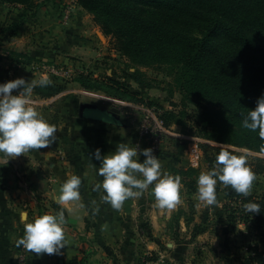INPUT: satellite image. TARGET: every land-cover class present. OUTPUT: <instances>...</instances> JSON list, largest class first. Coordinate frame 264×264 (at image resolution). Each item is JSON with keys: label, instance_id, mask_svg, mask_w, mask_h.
Masks as SVG:
<instances>
[{"label": "rangeland", "instance_id": "obj_1", "mask_svg": "<svg viewBox=\"0 0 264 264\" xmlns=\"http://www.w3.org/2000/svg\"><path fill=\"white\" fill-rule=\"evenodd\" d=\"M67 7L72 10V19H69V13L66 23L62 16ZM27 8L30 11L39 8L53 10L56 22L65 28H73L79 17L86 28V33L72 34L73 48L58 49L53 60L33 61L24 52L12 55L18 62L20 75L26 80L47 78L51 81L48 86L63 89L52 97L59 99L57 105L68 103L76 116L85 114L81 105L98 106L120 121V125L133 131L132 136L138 140L140 149L148 148V142L141 139L139 133L149 115L147 111L158 116L157 112L178 115L185 110L188 115L186 128L169 118L171 124L168 134L163 136V149L156 155L164 171L181 176L182 203L173 210L159 208L151 186L141 197L133 198L135 206L129 208L128 216L130 231H134L135 236L128 241H117L119 251L115 258L112 257L113 264H243L247 255L264 253L263 229L254 225L247 229L237 221L236 229L232 230L234 222L230 217L241 215L244 205L237 196L230 195L235 192L231 186L222 187L218 182L219 206L197 208L195 198L197 179L202 171L213 168L220 152H215L217 147L246 157L257 177L250 196L264 198V153L209 140L199 120L202 113L200 100L195 97L184 99L170 68L167 65L144 67L131 63L120 52L117 40L105 36L94 16L80 8L76 0H33ZM32 20L27 19L26 23ZM170 26L190 36H202L200 29L188 21L180 20ZM211 42L230 47L222 34L214 36ZM112 83H119L123 89H117ZM95 87H101V90ZM103 89L123 95L128 101L110 97ZM34 91L38 99H52L41 98ZM88 115L96 116L93 112ZM194 143L199 145L201 160L198 166L191 167L188 158ZM139 159L143 162L146 157L140 155ZM233 207L238 211H233Z\"/></svg>", "mask_w": 264, "mask_h": 264}, {"label": "trees", "instance_id": "obj_2", "mask_svg": "<svg viewBox=\"0 0 264 264\" xmlns=\"http://www.w3.org/2000/svg\"><path fill=\"white\" fill-rule=\"evenodd\" d=\"M0 1L25 9L33 3V0ZM76 3L94 16L105 36L117 40L120 52L131 63L170 68L184 99L200 100L199 120L209 140L264 153L259 129L243 127L244 116L264 96V0H76ZM180 20L194 23L202 36H190L170 26ZM219 34L228 40L230 47L211 42ZM112 84L123 89L119 83ZM34 90L41 98H52L63 89L47 85ZM103 90L110 97L128 101L123 95ZM159 116L167 128L170 117L176 125L187 126L185 110L178 115L163 111ZM214 150L217 153L222 148ZM230 195L237 196L243 205L248 201L262 205L260 214L252 215L242 208L241 215L231 216L232 230L236 229L237 221L247 229L254 225L264 230V198L236 192ZM234 210L237 208L233 207ZM243 264H264V253L247 255Z\"/></svg>", "mask_w": 264, "mask_h": 264}, {"label": "crops", "instance_id": "obj_3", "mask_svg": "<svg viewBox=\"0 0 264 264\" xmlns=\"http://www.w3.org/2000/svg\"><path fill=\"white\" fill-rule=\"evenodd\" d=\"M27 19L33 22L28 24ZM72 27L59 25L53 10L30 11L0 1V83L22 77L18 62L12 58L15 52H24L33 61H50L58 49L73 48L72 34L86 33V28L79 17ZM18 92L13 90L14 95ZM31 100L46 120L57 125V139L48 147L31 150L8 163L0 159V264H13L16 259L15 240L24 229L21 213L27 212L28 221L30 212L55 215L61 208L69 245L59 255L31 252L29 264H113L119 251L117 241L135 236L130 231L128 211L136 201L126 200L121 210L100 201V193L93 187L103 176L98 171L100 161L93 153L100 148L102 154H110L118 143L134 147L138 140L131 129L112 121L111 115L96 105L110 120L76 116L65 99L57 105L59 99L41 100L32 93ZM61 153L64 161L59 159ZM71 174L82 178L81 200L58 204L61 185ZM93 201L100 206L95 215ZM81 203L84 207H79ZM104 224L108 227L102 230Z\"/></svg>", "mask_w": 264, "mask_h": 264}, {"label": "clouds", "instance_id": "obj_4", "mask_svg": "<svg viewBox=\"0 0 264 264\" xmlns=\"http://www.w3.org/2000/svg\"><path fill=\"white\" fill-rule=\"evenodd\" d=\"M50 83L47 78L37 81L23 77L0 83V159L8 163L10 159L48 147L56 141L57 125L50 123L31 106L34 88ZM13 90H19L18 94L14 95ZM243 127L252 131L259 129V136L264 139V96L258 99L256 108L244 116ZM140 155L146 157L143 162ZM93 156L100 161L98 171L103 176L102 181L95 183L93 191L99 192L100 201L110 204L113 209L121 210L126 200L141 197L150 186L159 208L173 210L182 203L181 176L164 171L162 162L151 147L140 149L139 145L133 147L121 142L114 152L104 155L97 148ZM256 178L244 155L222 149L216 155L213 168L202 171L197 179L196 207L219 206L218 182L222 187L231 186L236 193L249 196ZM81 184V176H68L61 185L56 202L61 205L79 202ZM92 203L96 205L92 209L93 214H98L99 204L96 201ZM79 207L84 205L81 203ZM261 207L254 201L244 204L245 211L252 215L262 213ZM27 216V212L21 213L24 233L15 240L16 246L37 254H62L61 249L70 243L65 231L64 210L61 208L55 215L46 213L31 221H27ZM107 227V224L102 225V230Z\"/></svg>", "mask_w": 264, "mask_h": 264}, {"label": "built area", "instance_id": "obj_5", "mask_svg": "<svg viewBox=\"0 0 264 264\" xmlns=\"http://www.w3.org/2000/svg\"><path fill=\"white\" fill-rule=\"evenodd\" d=\"M70 11H69V10ZM70 13V20L72 19V10L70 7H67L64 10L63 13V21L66 23L69 21L68 19V14ZM66 16V20L64 19ZM36 102L31 100V106L35 107ZM149 115H147V118L145 119L144 123L140 126V138L143 139L144 141L146 140L148 143V147H151L154 151V154L157 155L158 153L161 152L163 149V136L165 134H168V128L164 125L163 121L160 119V113L157 112L158 116H156L154 113V116L150 115V111H147ZM156 112V111H154ZM152 118L153 120H151ZM153 122V123H152ZM59 159L64 161V156L63 154H59ZM201 160V151L199 148V145L197 143H194L191 148H190V155L188 158V162L191 167H196L198 166L199 162ZM37 213L30 212V220H33L34 218L38 217ZM24 233V229H23ZM31 252H29L27 249H24L22 246L18 247L16 259L13 264H29Z\"/></svg>", "mask_w": 264, "mask_h": 264}, {"label": "water", "instance_id": "obj_6", "mask_svg": "<svg viewBox=\"0 0 264 264\" xmlns=\"http://www.w3.org/2000/svg\"><path fill=\"white\" fill-rule=\"evenodd\" d=\"M97 107L96 106H94V105H83L82 106V110H83V113L85 112V110L84 109H88L89 111H91L90 109H93L95 112H93V113H95L96 114V116H90V115H88V113H86L85 112V114H82V117H89V118H101V119H109V117H106L105 115H104V113L102 114L101 112H99L98 111V109H96ZM99 112V113H98ZM92 113V112H91ZM110 120V119H109ZM112 121H115L116 123H117V121L113 118L112 119Z\"/></svg>", "mask_w": 264, "mask_h": 264}, {"label": "flooded vegetation", "instance_id": "obj_7", "mask_svg": "<svg viewBox=\"0 0 264 264\" xmlns=\"http://www.w3.org/2000/svg\"><path fill=\"white\" fill-rule=\"evenodd\" d=\"M86 113H89V112H95L93 109H90L91 111H89L88 109H84Z\"/></svg>", "mask_w": 264, "mask_h": 264}]
</instances>
